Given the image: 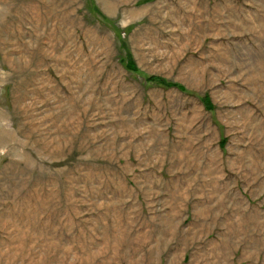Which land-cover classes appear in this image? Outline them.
Wrapping results in <instances>:
<instances>
[{"label":"rangeland","instance_id":"rangeland-1","mask_svg":"<svg viewBox=\"0 0 264 264\" xmlns=\"http://www.w3.org/2000/svg\"><path fill=\"white\" fill-rule=\"evenodd\" d=\"M0 264H264V0H0Z\"/></svg>","mask_w":264,"mask_h":264},{"label":"trees","instance_id":"trees-1","mask_svg":"<svg viewBox=\"0 0 264 264\" xmlns=\"http://www.w3.org/2000/svg\"><path fill=\"white\" fill-rule=\"evenodd\" d=\"M162 85H164V86H166V87H170V85H167L166 83H162V82H160ZM174 87H176V88H180L179 86H174ZM204 105H205V107H206V109H208V110H211L212 109V106H211V103H210V100L208 99V98H206L205 100H204Z\"/></svg>","mask_w":264,"mask_h":264}]
</instances>
